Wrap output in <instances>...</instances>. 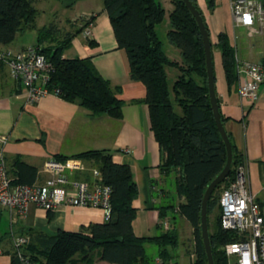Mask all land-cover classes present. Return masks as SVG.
<instances>
[{"label": "trees", "instance_id": "obj_1", "mask_svg": "<svg viewBox=\"0 0 264 264\" xmlns=\"http://www.w3.org/2000/svg\"><path fill=\"white\" fill-rule=\"evenodd\" d=\"M101 1L117 46L126 53L130 80L145 87L149 125L161 153L159 170L166 176L175 174V195L183 197L184 202L158 207L162 220L169 217L168 228L154 237H137L132 223L137 214L133 202L138 197V189L130 167L114 162L109 150H88L70 157L55 155L53 158L59 161L68 158L89 161L98 169L102 182L111 188L110 219L89 225L86 233L30 232L23 249L24 257L29 258L30 264H170L174 260L172 249L179 244L175 227L179 216L193 230L191 264H207L200 236V205L206 186L226 163V149L209 102L204 48L197 23L182 0H169L172 10L166 35L167 41L180 53L181 62L177 63L167 58L157 34L164 18L160 0ZM190 1L197 7L195 0ZM205 1L207 9L212 10L214 0ZM260 2L264 4V0ZM34 3L35 0H0V46L11 44L17 33L35 30L33 47L50 64L46 83L49 92L77 104L91 116L120 120L123 103L90 59L66 55L72 39L81 33L88 20L80 17L81 27L75 31L62 32L54 22L36 28L38 13ZM90 20L94 21L93 15ZM86 41L93 44L91 40ZM217 47L230 86L237 78V62L226 34L218 35ZM167 67L178 71L172 85L167 79ZM231 145L230 173L217 188L222 186L223 189L234 178L235 168L246 160L244 151ZM8 172L18 184H33L37 177L34 167L19 160L13 162ZM217 188L208 202V215L215 203L217 209L209 238L214 264H225L221 248L234 237L221 227L219 197L214 198ZM148 245L156 247V257L147 256ZM30 250L35 251L34 254ZM10 256V264H22L13 246Z\"/></svg>", "mask_w": 264, "mask_h": 264}, {"label": "crops", "instance_id": "obj_2", "mask_svg": "<svg viewBox=\"0 0 264 264\" xmlns=\"http://www.w3.org/2000/svg\"><path fill=\"white\" fill-rule=\"evenodd\" d=\"M42 1L48 6L44 4L37 17H50L52 20L48 24L56 18V25L62 20L68 25L67 31L80 27V17L94 16L90 39L93 44L89 45L81 34H77L66 55L90 59L98 74L109 82L115 96L122 101V117L114 120L107 116H91L77 104L52 93L35 103H28L21 86L10 77L7 66L0 61V136L6 138L3 156L8 170L15 160H19L34 167L37 170L36 181L42 182L47 178L42 165L48 158L55 155L70 157L88 150H109L114 162L130 167L137 185L138 197L133 202L137 210L132 223L133 233L137 237L157 236L165 229L163 222L170 225L169 217L163 220L159 217L158 207L183 203L184 198L175 195V174L166 176L159 170L161 153L149 125L148 108L144 102L145 87L130 80L126 53L117 46L101 0ZM195 2L209 33L215 93L224 128L231 144L244 151L250 190L256 192L264 182V84L260 86L259 99L254 105L240 99L238 86L244 76L242 67L245 63L264 65V32L257 24L236 26L230 14L229 0H214L212 10L207 9L205 0ZM41 27L43 25H36V28ZM168 30L165 32L166 41ZM222 33L228 37L237 62V78L230 86L226 82L217 47L218 35ZM14 41L0 46V51L16 52L30 47L17 45ZM163 50L169 60L181 62L179 51L168 41L167 44L163 42ZM166 74L169 85H172L178 75L177 69L167 67ZM82 162L84 170L68 175L71 179L91 182L90 170L95 167L89 161ZM103 222V211L98 208L66 204L47 212L29 204L23 214L0 208V264L11 263L13 235L29 236L33 231L48 235L86 233L89 225ZM175 227L179 239L180 227L192 230L183 217ZM190 257H194L193 253Z\"/></svg>", "mask_w": 264, "mask_h": 264}, {"label": "built area", "instance_id": "obj_3", "mask_svg": "<svg viewBox=\"0 0 264 264\" xmlns=\"http://www.w3.org/2000/svg\"><path fill=\"white\" fill-rule=\"evenodd\" d=\"M230 14L236 26L252 27L257 24L264 32V4L260 0H229ZM82 27L85 40L92 37L91 15ZM0 61L9 71L10 77L22 88L28 103L51 94L46 87L50 64L34 47L19 51H0ZM244 76L239 82L238 95L243 102L254 105L259 99L260 86L264 84V65L245 63ZM6 138L0 136V208L23 214L29 204L51 212L61 205L98 208L103 211L104 221L110 219L111 188L102 182L97 168L90 170L92 181L71 179L69 173L84 170L81 160L59 161L48 158L42 165L47 178L33 184H18L9 174L3 156ZM246 161V160H245ZM218 206L223 230L234 237L221 248L225 264H264V182L256 192L250 190L245 166L235 168L234 178L221 190ZM163 227L168 228L167 222ZM12 246L22 264H30L23 249L28 236L13 235ZM170 264H172L170 262Z\"/></svg>", "mask_w": 264, "mask_h": 264}, {"label": "water", "instance_id": "obj_4", "mask_svg": "<svg viewBox=\"0 0 264 264\" xmlns=\"http://www.w3.org/2000/svg\"><path fill=\"white\" fill-rule=\"evenodd\" d=\"M186 8L189 10L193 18L195 19L199 34L202 39L204 55H205V67H206V82L208 88L209 102L214 118L216 128L222 138V141L226 149V163L221 170V172L206 186L203 193V197L200 205V236L202 239V244L204 247L207 264H214L212 248L209 238V226H208V202L213 191L224 182L228 177L231 168L232 160V145L229 136L224 128V123L222 116L219 112L218 100L215 93V79L213 72L212 54H211V44L209 39V33L204 22L201 12L190 0H182Z\"/></svg>", "mask_w": 264, "mask_h": 264}, {"label": "rangeland", "instance_id": "obj_5", "mask_svg": "<svg viewBox=\"0 0 264 264\" xmlns=\"http://www.w3.org/2000/svg\"><path fill=\"white\" fill-rule=\"evenodd\" d=\"M160 2H161V5L164 9V18H163V22L161 23V25H159L157 32H158L159 38L164 42V44H167L165 32H166V29H169V13L172 10V6H171L169 0H160ZM45 3L46 2H44L42 0H36V4L34 5V7L37 10V13H38V11L41 10V7H43V5ZM45 5L48 6L47 4H45ZM51 20L52 19L48 16H47V19H46V17L42 18V17L36 16L35 24L39 27L42 25L46 26V25H48L49 21L51 22ZM54 20H53V22H55ZM56 23L58 25V28H60V30L62 32H65L69 29L68 25L63 23L62 20H59ZM69 31H71V30H69ZM14 42L17 45H24V46H30V47L32 46L33 47V45H35V43H36V34L32 30H26L24 32L17 33ZM54 43L55 42H52L51 44H54ZM47 45L48 44H45V46H47ZM171 78L172 77L170 76L169 79L171 80ZM221 190H222V186L217 188V190L214 193L215 194L214 198H218L220 196ZM209 213H210L208 215L209 232H213L214 221H215L214 219H215V216L217 215L216 203L211 206ZM179 218L180 217L178 216L177 221H176L177 225L179 224ZM179 231H180V235H181V237L179 239V244L175 249H172V254L174 256V262L176 264H191V260L194 259V257H190V254L194 253V249H193V245H192V242L194 241L193 230H189V228L183 230V228L180 227ZM29 252L34 254L35 251L30 250ZM146 254H147V256H151V257L155 256L156 257L157 256L156 247L153 245H148L146 247Z\"/></svg>", "mask_w": 264, "mask_h": 264}]
</instances>
